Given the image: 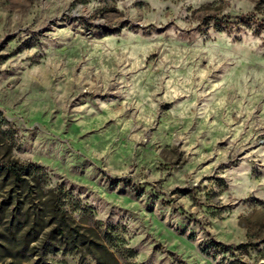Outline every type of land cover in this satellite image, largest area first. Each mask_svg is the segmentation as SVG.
<instances>
[{
  "label": "rangeland",
  "instance_id": "rangeland-1",
  "mask_svg": "<svg viewBox=\"0 0 264 264\" xmlns=\"http://www.w3.org/2000/svg\"><path fill=\"white\" fill-rule=\"evenodd\" d=\"M55 204L119 264H264V0H0V264H97Z\"/></svg>",
  "mask_w": 264,
  "mask_h": 264
},
{
  "label": "trees",
  "instance_id": "trees-1",
  "mask_svg": "<svg viewBox=\"0 0 264 264\" xmlns=\"http://www.w3.org/2000/svg\"><path fill=\"white\" fill-rule=\"evenodd\" d=\"M8 172L15 171L13 168L7 169ZM50 211L52 214L51 224L54 225L49 235H55L57 233L60 239L66 240L67 244L74 246L78 249L86 247L87 251L92 254V257L97 264H119V260L115 252L104 241L95 239V234L91 237L81 233L77 229H73L69 226L67 211L64 208H59L55 205H50ZM57 236L55 235V238ZM112 236H110L111 239Z\"/></svg>",
  "mask_w": 264,
  "mask_h": 264
}]
</instances>
